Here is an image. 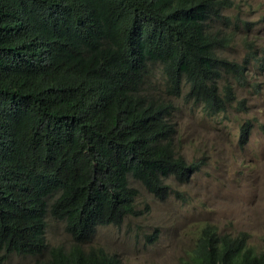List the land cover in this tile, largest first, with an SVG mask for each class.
I'll list each match as a JSON object with an SVG mask.
<instances>
[{
  "label": "trees",
  "instance_id": "trees-1",
  "mask_svg": "<svg viewBox=\"0 0 264 264\" xmlns=\"http://www.w3.org/2000/svg\"><path fill=\"white\" fill-rule=\"evenodd\" d=\"M230 3L0 0V252L123 264L92 242L100 226L144 211L129 179L163 197L166 177L198 167L177 156L173 101L144 88L157 66L167 92L188 84L208 112L225 110L236 93L221 70L243 79L246 66L220 57L208 27ZM50 216L64 220L69 246L49 247ZM184 264H264V244L206 226Z\"/></svg>",
  "mask_w": 264,
  "mask_h": 264
},
{
  "label": "rangeland",
  "instance_id": "rangeland-1",
  "mask_svg": "<svg viewBox=\"0 0 264 264\" xmlns=\"http://www.w3.org/2000/svg\"><path fill=\"white\" fill-rule=\"evenodd\" d=\"M230 2L208 27L221 39L220 57L246 66L243 79L221 70L220 84L229 81L236 93L225 110L208 112L202 101L187 95L188 84L179 95L167 92L158 83L157 66L149 78L153 84L144 88L155 98L173 101L177 156L198 167L184 181L175 174L166 177L170 188L163 197L140 179H129L139 189L137 208L144 211L121 224L100 226L92 242L119 255L123 264H184L206 226L233 235L246 230L256 248L264 244V0ZM46 241L49 247L72 243L64 220L47 218ZM47 259L0 252V264Z\"/></svg>",
  "mask_w": 264,
  "mask_h": 264
}]
</instances>
